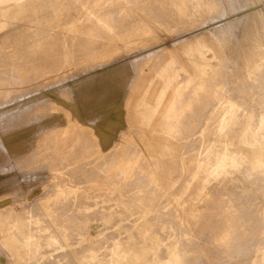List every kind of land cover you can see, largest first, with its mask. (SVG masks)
Wrapping results in <instances>:
<instances>
[{
  "label": "rangeland",
  "instance_id": "rangeland-1",
  "mask_svg": "<svg viewBox=\"0 0 264 264\" xmlns=\"http://www.w3.org/2000/svg\"><path fill=\"white\" fill-rule=\"evenodd\" d=\"M60 1L0 0V264L153 263L184 209L204 230L196 261L264 264V168L243 161L198 186L180 168L218 140L203 134L226 101L243 119L222 140L244 154V118L264 113V0ZM104 36L111 48L82 60ZM134 223L146 257L124 256L136 229L113 232Z\"/></svg>",
  "mask_w": 264,
  "mask_h": 264
},
{
  "label": "bare ground",
  "instance_id": "bare-ground-1",
  "mask_svg": "<svg viewBox=\"0 0 264 264\" xmlns=\"http://www.w3.org/2000/svg\"><path fill=\"white\" fill-rule=\"evenodd\" d=\"M53 1L54 2H51L52 6H57L60 3H62L60 0H53ZM9 4H11V3H9ZM7 5H5V6H7ZM202 5L203 4H201L200 6H202ZM62 6L63 5H61L59 7H62ZM45 8L41 9L40 11L41 12L45 11ZM259 10H261L259 3H258V5H254L250 8V12L252 11L253 15H258L261 12ZM234 18H236V17H234ZM99 22H101L100 17L96 20H92L91 26L92 25L93 26L94 25H98V26L102 25V23L98 24ZM226 23H228V22L226 21L225 23H221V24L217 25L216 29L220 28L221 30H223L225 27H227V26H225ZM230 23H228V24H230ZM262 23H264V21ZM223 24H225V25L223 26ZM232 24H233V22H232ZM232 24H230V25H232ZM107 25L109 27H111V25L109 23H107ZM86 26H90V24H88ZM227 29H228V27H227ZM119 35L122 38L124 45H126V46L133 44L135 41V39L129 38L128 35H130V34L121 32V33H119ZM107 37H109V36H104V39H100L101 42H98L99 40L96 41L95 39L88 40L86 45L89 46V49L82 51V53H81L82 60L89 61L93 58L99 57L100 56L99 55L100 54V51H99L100 48L105 47L106 49H110L111 45L113 43V39L110 37L109 38H107ZM259 37H261V35ZM10 39L11 38H10L9 34L5 33L2 36V38L0 39V41L10 40ZM89 41L91 42V44L89 43ZM257 55H258V53H257ZM200 58L204 61L201 62V60L200 61L196 60L194 62L195 67L196 66H199V67L205 66V65L209 64V62L207 61L209 59L206 57V55H203V53L200 55ZM121 68H117V69H121ZM115 69L113 70V72H115ZM106 70L109 71L108 69H106ZM103 71H105V70H103ZM110 73H108V74H110ZM104 75L107 78H109L108 76H111V75H106V74H104ZM99 77L101 78V75ZM102 77H103V75H102ZM107 78H103V79H107ZM68 85L70 86L72 84H68ZM64 88L65 87L63 86V87H60V88L54 90V92H60L62 94L61 99L58 101L59 104H61V105L65 103V96H64L65 89ZM37 89H41V88L39 87ZM47 93L49 96H51L53 92L50 93V92L46 91L45 94H47ZM32 97H34V95L31 97H28L27 99H25V101L31 100ZM224 106L226 108H224V110L222 108L223 113L221 112V115L219 117L215 118V120H217V122L213 127L214 128L213 132L207 131L203 134L206 137H208L210 135H214L218 138V140L213 141V142H209L208 144L203 143L204 149L202 151V153H203L202 159H196L194 157L193 158L190 157L188 159L184 158V160L181 162L180 168H181V171H183L182 174L184 173L186 175V178L188 177V179L191 180V182L196 186H198L200 183H202L207 177L211 176L212 174H215V175L218 173L220 174V173L227 171V170L231 171L232 168L239 167L240 163L243 161L248 160L253 167L264 168V113H260L259 116H257V117L255 115V116H249V117L244 118L248 124L246 125V127L244 129V133L242 134V136H240L238 138L239 143H241V145L243 146L244 154H245V155L244 154L241 155L239 152H237L235 149H232L229 146V141L222 140L223 139L222 136L227 132H228V134L231 133L233 128L237 126L238 121H241V119H243L242 115L239 114L242 108L240 105H238L237 103H235L233 101H226V104ZM99 118H101L100 120L103 119L100 116H99ZM248 146H250V147H248ZM172 194L174 196V193H172ZM175 196H176V194H175ZM180 201H184V197H181L177 203L178 205L179 204L181 205L180 207H182L183 202H180ZM4 206L5 205H2L1 207H4ZM188 211H189V209H184V212L181 211L179 213V215L176 214V218L174 220V223H171V225L169 224V226H168L169 228H172L173 235L176 238H174L173 240H169L168 243H166L162 246L161 254L158 255V258L155 259V261L153 263H150L147 258H143L142 264H202V263L196 261V257H194L193 252H196V249L199 248L203 244V243L201 244V242L195 241V237L198 236L197 234L204 232V230L198 229L196 232H194V228H193L194 220L192 219L193 214H192V212H188ZM185 212H187V214H185ZM10 213L14 216L15 215L18 216L20 214H23V212L20 213L16 209H12L10 211ZM141 213L144 214V212H142V211H141ZM108 223L112 224V221L111 222L108 221ZM115 224L116 223H114L113 226ZM236 224H238V222H236ZM27 227H26V229H27ZM166 227L167 226H162L161 228L163 229ZM113 229H114V231H113L114 233H118L121 230L128 231L129 232V234H128L129 238H131V239L134 238L133 234H134V230L136 229L137 232L139 233V238H142L143 241H141V242L135 241L133 243L134 246L129 245L128 249L123 250V251H126V252L129 251L130 253H135V254H139V255L146 257L147 245L145 242H148V240H149L148 238H151V237H150L149 233L147 232V226H145V224L138 226L136 223H134L132 226H130V228H126V227H119L118 228V226H117ZM235 231H237L236 227H230L229 228V232H235ZM21 234L23 236L20 237L19 240L23 242V240L27 239V232L23 231V233H21ZM156 239H157V242H156L155 246L158 245V236ZM119 246H121V245L119 243H117L116 248H119ZM129 252L124 253V256L128 255ZM221 263L223 264V261H221L220 264Z\"/></svg>",
  "mask_w": 264,
  "mask_h": 264
}]
</instances>
